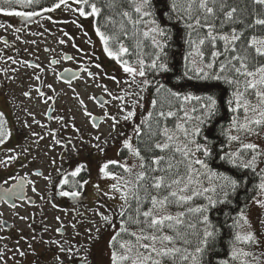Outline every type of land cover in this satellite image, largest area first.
<instances>
[{"label": "trees", "instance_id": "obj_1", "mask_svg": "<svg viewBox=\"0 0 264 264\" xmlns=\"http://www.w3.org/2000/svg\"><path fill=\"white\" fill-rule=\"evenodd\" d=\"M58 2L59 0H36L32 4L3 6L21 12H37ZM137 2L138 0H88V4L80 5L85 12L91 10L90 5L92 3H95L96 7L100 9L99 14L95 16L94 25L96 29L99 28L100 32L109 38L106 46L109 51L118 52L120 64L125 65L126 62L127 65L139 69V61L143 60L144 62L145 75L143 77L136 75L133 80V82L136 81L135 84H140L144 94V104L140 111L136 112L141 115L137 124L140 132L138 135L135 130L133 135L134 149L139 150L143 157V161L137 157L139 166L141 163L145 165L143 169L140 167V171H145L150 177L166 176L175 179L177 174L181 176L184 173L189 160L201 159L207 164L206 169L195 163L192 164V168L196 170L192 173L201 182L207 173L224 174L237 180L238 187L236 190L232 191L228 187L226 190L228 192L227 197L225 198L223 193L216 199H212L216 201L215 203H210L209 200L198 196L196 198L193 195L191 200L183 202H175L176 198H170L174 202L167 204L166 209L172 213L171 216L173 217H177L179 213H184L183 217H178L183 222L175 224V221H172L173 227H165L164 231L166 235L173 236L179 233L183 240L177 239L175 246L182 249L187 248L192 252L202 238L205 227L202 222L203 215H207L216 235L204 251L201 264H223L225 261L227 264H239L232 257L236 236L235 218L247 207L248 202L256 193V186L261 178L259 172L253 168H243L238 163L233 164L226 155L231 154L228 149L229 128L233 118L239 119L241 114V109L233 111L235 108L234 93L243 89L242 83L246 78L231 71L230 66L225 71H221L220 65L236 54L230 50L225 52L223 40L217 39L213 43L206 39L203 45H199V39L207 36L208 29L204 27L188 29L186 27L187 23L193 22L184 15L188 0H151L153 14L147 18H142L140 14L135 12ZM220 2L221 0H218L215 6V15L209 18V23L215 26L214 34L230 35L235 29L237 33L241 34V40L236 43L240 54H244V49L251 53L249 70L264 65V56H256L254 49L248 47V41L252 36L264 38V26L254 24L255 20L264 19V5L256 3L255 0H222L224 8L221 10ZM173 3L176 4V9H173ZM0 4H2V0H0ZM232 8H235L236 12L231 20H226L224 12ZM124 12H128L130 18L125 17ZM197 14L203 18L202 11ZM152 20L156 22L155 25L151 23ZM154 26L164 30L166 39L150 31ZM145 32H149V35H144ZM153 39L163 43L162 53L153 43ZM121 47L126 48L127 52H120ZM214 51L221 54L218 57H213ZM201 52L203 53L202 56L200 55ZM158 54L160 55V62L167 64L166 71L151 67L152 61L157 58ZM208 63L213 64L212 69H207ZM232 63L239 66L236 61ZM201 67L208 74L207 78L203 73L193 71L194 68ZM217 76L227 77L229 80H239L240 83H228L225 79H216ZM144 80L149 81V83L144 85ZM161 85L164 87L158 92L157 89ZM244 93L248 97H252L253 94L252 90H247ZM185 96H191L193 99L185 100ZM209 96L216 101L215 114L211 119L200 124L196 118L203 119L201 106L207 103L205 98ZM195 97L201 99L197 100ZM169 111L173 112L174 115L159 116L160 112L167 114ZM186 112L187 116H185ZM177 125L183 127L178 128ZM196 126L200 127V134L195 137L196 142L207 145L211 149V154L204 156L202 151H195L194 145H190L189 147L193 148L195 155L184 157L175 149L181 140L188 141L183 134V129L186 128L191 131ZM165 128L169 130L168 134L173 137V140L169 142L170 147L162 151L156 148L155 144L168 142L163 134ZM120 156H125L123 150H120ZM161 156L164 157V161L159 165L155 164L154 158ZM169 163L173 166L171 170L168 169ZM161 168L165 171H160ZM151 169H155V171H151ZM121 172L126 176V173L119 168V173ZM143 184L144 187L139 192L142 201L139 207L142 211L151 208V200L148 197L155 195L160 198L167 196L173 190L161 188L158 191L151 186V179L145 180ZM119 205L121 207L114 224L119 226L117 240L119 239L120 244L124 238L127 240L133 238L134 241V237L130 233L135 230L140 231L144 225L129 222L125 225L128 232H121L122 217L120 211L124 203L123 205L119 203ZM137 206L136 199L130 196L126 209L127 216L135 217ZM198 208L202 211H189V209ZM140 219L143 220V217ZM189 225H195V227H189ZM184 240H187L188 243L185 244ZM164 264H190V262L182 261L177 254L175 258H167Z\"/></svg>", "mask_w": 264, "mask_h": 264}, {"label": "flooded vegetation", "instance_id": "obj_2", "mask_svg": "<svg viewBox=\"0 0 264 264\" xmlns=\"http://www.w3.org/2000/svg\"><path fill=\"white\" fill-rule=\"evenodd\" d=\"M52 7L36 12L38 15L32 17L11 15L13 20L0 21V56L4 64V74L0 76V113H3L2 130L6 134L5 142L0 144V153L10 150L13 153V148L17 149V152L11 155L15 154L16 159L14 160L9 161L8 157L10 156H0V161L5 162L0 163V252L3 253L0 264H58L57 256L64 264H83L81 257H86L88 264H91L93 261L91 255L92 252H95L90 241L81 246L76 245V233L66 232L63 225H56L54 222L58 220L57 218L62 220L66 218L69 219L68 226H70V224L73 225L72 219L77 216L87 218L90 211L95 210L94 204H91V192L88 187L90 179L88 163L95 158H98V160L103 158L100 156L103 155L104 150H99L95 146L87 148L83 145L81 150L76 151L74 158L71 160H66L64 155L60 157L62 161L55 165V171H46L45 168L36 167L25 170L28 161L34 157L32 148L33 143L37 140H30L29 133L25 131L27 129L25 127L28 125L25 122H18L19 115L15 114L14 117L15 107L11 104V96H14L17 92L25 99L30 100L29 104L34 100L46 103L47 107L44 113L46 118L51 120V114L54 110L53 99L44 95V66L40 57L41 53L45 52L49 55L47 64L49 67L56 68L55 79L62 86L73 85L84 74L92 77L93 72L90 70V66L96 67L102 76L107 77L116 69H119V56L108 54V51L105 50L106 43L101 40L97 30H78L79 34L86 39L84 46L77 44L72 32L65 30V34L71 42L69 49L55 52L50 46L43 45L40 47L43 30H28V25L36 23L40 19H46L51 23L56 22L54 17L57 16L56 13L62 12V8L46 11V9ZM74 9L76 11V8ZM78 15H80L79 11ZM78 19L81 28L88 29L85 21L81 18ZM61 40L59 39V43H61ZM86 53L89 54V57L83 59L82 57ZM114 54H118V52ZM69 57L71 58L69 59ZM24 67L34 73L28 75L24 71ZM89 73L92 75H89ZM14 79H18L20 82L17 86L6 91V84ZM117 79V87L119 88V77ZM25 93H30V95H25ZM116 94H119V89ZM112 98V93L109 90L91 94L88 96V100L94 109H88L87 104H85L82 106L81 112L86 117L88 127L92 130H100L104 124L109 122V132L103 136L99 135L96 140L100 144L109 140L112 141L113 146H115L113 151L114 161L119 162L116 160L119 159V117L113 112H109L107 108ZM116 98H119V96H115L113 99ZM20 101L17 102L18 106ZM7 117H9L8 121ZM74 130L81 132L79 127H75ZM85 140L87 141V138ZM80 165L84 166L81 172L76 177H72L71 172ZM108 165H111V163H108ZM112 165L111 174L113 172L118 173L119 163ZM36 173L41 174L37 175ZM65 176L68 177V184L61 183ZM40 180L45 181V187H37ZM85 181L86 183H84ZM116 183H118L117 180ZM93 185L97 186L96 183L91 182V186ZM111 186L112 184H110V188L105 186V188L103 187L101 190L98 189L94 192V200L98 201V205H103L100 198L107 192H109L107 195H119V192L109 191ZM33 188H35V191ZM61 191H76L80 195L65 197L60 195ZM108 202L112 203L111 199H108ZM114 205H119V202H115L113 207ZM23 211L29 214L30 218L25 216L24 223L22 220L16 226V221ZM96 212L99 216L102 213L98 208H96ZM69 213L71 214L70 217ZM118 213L119 210L117 215L112 216L106 225L112 227L118 218ZM83 221L87 222L85 219ZM106 225L104 229H101V226L97 228V231H99L96 235L97 238L102 239L104 237L103 233L108 232L110 227ZM57 229H60V231L58 232ZM116 230L117 228L111 237L114 236ZM65 242L67 243L65 244ZM61 244H64L65 247H72L75 255L70 257L61 252ZM21 252L24 254L21 255ZM50 261L53 262L50 263Z\"/></svg>", "mask_w": 264, "mask_h": 264}, {"label": "rangeland", "instance_id": "obj_3", "mask_svg": "<svg viewBox=\"0 0 264 264\" xmlns=\"http://www.w3.org/2000/svg\"><path fill=\"white\" fill-rule=\"evenodd\" d=\"M79 6L81 5L75 3V0H68L67 5H61L59 7L62 8V12L56 13L57 16L54 17L56 22L51 23L46 19H40L36 21V23L28 25V30H43L41 43L39 45L40 47L47 45L53 48L55 52L69 49L71 42L68 36L65 34V30L72 32L77 44L80 46L85 45L86 39L81 34H79L78 30H96L94 25L96 15H78L77 9ZM74 8H76V11ZM78 18H81L83 21H85L88 29L81 28ZM1 20L8 22V20H13V18L11 15H5L2 13L0 14V21ZM59 39H62L64 42L59 43ZM48 56L49 55L43 52L41 53L40 57L43 60L44 66V95L53 99L52 105L54 110L51 114V120H48L44 113L47 107L46 103L40 102V100H34L31 102V104H29L30 100L25 99L17 92H15L14 96H11V104H13L15 107V110L13 111L14 117L15 114H17V116L19 115L18 122H25L28 125L25 127L27 128L25 131L29 133V139L33 141L37 140L33 143L32 148V155L34 157L28 161L24 169L29 170L33 167H36L40 169L45 168L46 171H55V165L57 163H61L62 161L60 160V157L64 155L66 160H71L74 158L76 151L81 150L83 145L87 146V148L89 146H95L99 150H104L103 155L100 156L103 158L100 160L95 158L88 163V167L90 168L88 187L91 192V204H94L95 210L90 211V214L87 218H81L80 216H77L76 218L72 219L71 222L73 225L70 224V226H68L69 219L66 218L63 220L59 218L54 222V224L63 225V227L66 229V232L76 233V245L81 246L82 244H87L90 241L91 246L95 251L92 252L91 255L93 259L91 264H112L113 251L122 252L123 250L120 248L121 243L131 242L132 244H136V239L134 237L133 241V238L131 240L124 238L120 244L119 239L113 241L112 238L114 236L117 237L119 226L117 227V224H113L112 227H110L111 225H106L108 222H105L103 219H101V215L99 216L96 212V208H98L102 211L103 215L105 214L110 218H112V216H116L117 211L120 210L121 206L114 205L113 207V204L115 202H119L123 205L124 203V200L121 199L120 193L117 196H102L100 198V202L103 203V205L100 206L97 204L98 201L94 200V192H96L98 189L101 190L103 187L105 188V186L110 188V184H115L116 179H113V176L122 178L120 183H123L124 181L131 182L136 179L137 174L140 172L139 161L133 151L135 150L133 144V135L141 118V115L136 112H139L140 108L144 104V94L142 93L140 84H135L136 81L133 82L132 75L126 73L124 71L125 65L120 63L119 69H116L107 77L102 76L96 67L90 66V70L93 72L92 77L84 74L82 78H80L73 85L62 86L56 82V68L49 67L47 64ZM85 57H89V54H84L82 58L84 59ZM3 65L2 57L0 56V76L4 74ZM24 71L28 75L34 73L30 72L26 67H24ZM118 77L119 88L117 87ZM19 82L20 81L18 79L9 81L6 84V91L13 88L14 86H17ZM49 85H51V87H49ZM242 85L243 89L241 92H243L245 89L244 82ZM16 89L18 90V87ZM118 89L119 94H116ZM104 90L111 91L113 98L115 96H119V98L110 99L107 108L109 109V112H113L117 117H119V159L116 160L119 161V168L126 173V176H124L123 172H121L122 174L119 172H113L111 174V168H113L112 164L108 165L107 168L104 169V172L101 171V168L105 164H108L106 162L114 161L113 151L115 146H113L112 141L109 140L108 142L100 144L98 143L99 141L96 140V138H99V135L103 136L109 132V122L104 124L100 130H92L88 127L86 117H84L81 112V108L85 104H87L88 109H94L93 105L88 100V96L103 92ZM248 90H252V97H248L244 93V98L247 99L252 105H256L258 103V98L255 95L256 90ZM18 100H21L19 102V106L17 105ZM81 101H83V103H81ZM143 108L145 109V107ZM129 111L134 112V116L131 119L125 120L124 117ZM244 115V111L241 108V114L239 119H237V126L233 127L231 125L229 128V136L236 135L239 137V139L235 141L230 140L228 143V149L231 153H237L238 156L244 161L250 160L253 155H256V162L253 169L259 172L261 178L257 183L256 193L248 202L247 207L235 218L236 234L239 232L241 235H244L248 232H251L255 237V242L244 243L235 241L233 249L235 248L237 250V255L234 257L232 254V257L237 260L239 264H264V207L256 203L257 200H264V191L259 188L262 178H264V125L255 126L254 130L251 132L240 129L239 124L244 122ZM60 117H63V119H60ZM8 120L9 117H7V121ZM2 121H4V119H2ZM75 127H79L81 132L74 130ZM85 138H87V141ZM126 140L130 142L132 146L131 149L125 146L124 142ZM186 143H188V141L183 139L178 145L179 147H183V145ZM248 143L256 144L258 146L256 152L243 147L244 144ZM13 149V153L17 152V149ZM120 150H123L125 153L124 157L120 156ZM13 153L10 151H2L0 156L5 155L8 157ZM79 155L81 154L79 153ZM123 165H127L130 171L126 172L124 167H122ZM215 174L216 175H213V173H207L201 182L200 179L198 180L197 176L192 173L193 183L189 185L187 191L182 193L179 192L178 195L192 196L193 192H197L202 194L193 195L196 198L198 196L199 198L207 200H209V197L211 199H216L228 189V182L225 180V177H231L224 174ZM187 175L188 168L186 166V170L181 175V177H187ZM91 182L96 183L97 186H91ZM184 182L186 183V180ZM45 186L46 184L44 180H40L39 183H37V187L43 188ZM94 187L96 188L94 189ZM179 187H183V183ZM205 188L210 189V191L203 192V189ZM213 188L215 191H211ZM109 191H112V189ZM108 199H111L112 203H109ZM104 206L106 208H103ZM88 208L90 209V207ZM241 213H243V218L241 217ZM161 214L172 215V213L166 208ZM68 215L70 217L71 214L69 213ZM25 216L30 218L29 214L24 211L21 212L20 218H18L16 221V226L21 223L22 220L24 223ZM84 219L87 222H84ZM245 219L247 223H245ZM105 225L110 227L108 232L105 231V233H103L104 237L102 239L97 238L96 235L99 233L97 228L101 226V229H104ZM116 228L117 230L114 236L111 237ZM133 232H137L139 234L138 230ZM148 232H151V230H148ZM141 243H149V241L145 240L141 241ZM139 251L143 252L144 250L139 249ZM242 252L251 253V255L244 256L241 254ZM51 262L53 261H50V263Z\"/></svg>", "mask_w": 264, "mask_h": 264}, {"label": "snow or ice", "instance_id": "obj_4", "mask_svg": "<svg viewBox=\"0 0 264 264\" xmlns=\"http://www.w3.org/2000/svg\"><path fill=\"white\" fill-rule=\"evenodd\" d=\"M36 2V0H2V4H0V13H3L5 15H16V16H26V17H32L35 15H38L36 12H21L16 11L14 8L10 7H4L3 5H11V4H32ZM68 0H59L58 3L54 4L52 8L46 9V11H54L56 8H59L61 5H67ZM218 0H188L187 7L184 9V15L187 16V19L189 22L186 24V27L188 29L193 28H199L204 27L208 29L207 36L205 38L199 39V45H203L205 43V40H210L211 42H215L217 39L223 40L225 42V52H228L229 50L233 53H236L235 55H232L229 60H227L225 63H222L220 65L221 71H225L227 67L230 66L231 71L238 74L239 76L245 77V89L244 92H247L248 89H255V95L258 98V103L256 105H252L247 99L244 98V92L237 91L234 93L235 97V108L233 111L243 109L244 111V122L239 124V128L243 130H247L248 132H251L254 130L255 126L264 125V65H260L258 67H255L253 70H249V63H250V56L251 53L247 51V49H244V54L241 55L240 51L236 47V43L241 40V34L237 33L235 29L232 30V33L229 34H214L215 26L212 23H209V18L211 16L215 15L216 12V5ZM256 3L260 5H264V0H255ZM75 3L77 4H88V0H75ZM212 6H209V5ZM195 6V8H194ZM173 9H176V4L173 3L172 5ZM91 11L85 12L83 7H80L77 9L79 11L80 15H96L99 14L100 9H98L95 5V3H92L90 5ZM152 4L151 0H138V2L135 5V12L137 14H140L142 18H147L152 16ZM220 8L221 10L224 8L223 2L221 0L220 2ZM203 12V18L198 12ZM236 12L235 8H232L226 12H224V16L226 20H231L234 13ZM123 15L125 17H129L128 12H124ZM130 18V17H129ZM151 23L155 25V21L152 20ZM255 25H262L264 26V19H257L254 21ZM151 32L157 33L160 37L166 39V33L163 29H160L158 26H154L150 29ZM97 34L100 36L102 41H105L107 45V40L109 39L104 35V33L100 32L99 28L97 29ZM144 35H149V32H145ZM61 43L64 41L61 40ZM153 43L157 46V48L160 49V52H163V43L161 41H158L156 39H153ZM248 47L254 49L256 56H264V38H258L256 36H252L248 41ZM106 51H108V54L110 56L117 55L113 52L109 51V49L105 48ZM120 52H127V49L124 47H121ZM221 53L218 51H214L212 53L213 57H218ZM200 55L202 56L203 53L201 52ZM71 57H69L70 59ZM233 61H236L237 64L232 63ZM139 69L136 67L128 66L125 62L124 71L126 73H129L132 75L133 80L135 79L136 75H139L140 77H143L145 75V69H144V62L143 60L139 61ZM99 67V65H97ZM151 67L160 71H166L167 70V64L160 62V55H157V58L154 59L151 63ZM207 69H212L213 64L208 63L206 65ZM193 71L203 73L204 76L207 78L208 74L205 72V69L203 67L201 68H194ZM89 75H92L89 73ZM39 78V77H37ZM216 79H225L228 83H235L239 84V80H229L227 77H221L217 76ZM149 81L144 80L143 84L147 85ZM51 87V85H49ZM164 86L161 85L157 91L159 92L161 88ZM170 91V90H168ZM25 95H30V93H25ZM43 95V93H41ZM179 95V94H174ZM94 99V98H93ZM185 100L193 99L191 96H185ZM195 99L200 100L201 98L195 97ZM207 100V103L203 104L202 107V113H203V119L200 117H197L196 119L199 120L200 124H203L206 120L211 119V117L215 114V105L216 101L211 96L205 98ZM83 103V101H81ZM155 103V102H154ZM231 103V102H230ZM195 111V109H193ZM172 116L174 115L173 112L169 111L167 114L164 112H160L159 116L164 117ZM187 112L185 113V116H187ZM134 116V112L129 111L127 115L124 117L125 120L131 119ZM2 118L3 113H0V144H3L6 140V134L2 130ZM60 119H63V117H60ZM115 119V118H113ZM237 119L236 117L233 118L232 126H237ZM178 128H182V125H177ZM168 129H163V134L167 138L168 142L165 143H157L155 144V147L158 149H161L162 151L165 149H168L170 147L169 142L173 140V137L168 134ZM137 134L139 135L140 129H136ZM183 134L185 138L188 140V143L184 144L183 147H176V151L180 152L184 157H192L195 155V152L193 151L192 147H189V145H194L195 151H202L204 156H209L211 154V149L207 145L199 144L196 142L195 137L200 134V127L196 126L189 131L188 129H183ZM229 139L232 141H235L239 139L236 135H230ZM125 146L128 148H132L129 141H125ZM243 147L245 149L253 150V152H256L258 149V146L256 144L248 143L244 144ZM11 151V150H10ZM134 154L143 161V157L140 155L139 150H133ZM259 154V153H257ZM229 161L233 164H237L240 167L243 168H253L255 166L256 162V155H253L250 160L244 161L242 158L238 156L237 153H231L226 154ZM16 159L15 156L8 157V160H14ZM164 161V157H155L154 163L159 165L161 162ZM0 163H5L4 161H0ZM108 163L111 164H118L117 161H110ZM195 163L197 165H200L203 168H207V164L201 160V159H195L194 161L189 160L187 164L188 168V175L187 177H181L179 174H177L175 179L168 178L166 176H159V177H150L145 171H140L135 181H124L123 183H120L122 178H118L113 176V179H116L118 183L113 184L111 186V189L113 192H119L121 195V199L124 200V205L121 208L120 215L122 217V227L121 232H128V228L125 226L129 222L135 223V224H143L144 227H142L139 231V234L137 232H131L130 235L132 237H135L136 244H132L131 242H125L120 244V248L123 250L122 252L113 251L112 253V264H164V261L169 258H175L177 254H179V258L184 262H190V264H201V257L206 250V248L209 246L210 241L214 239L216 233L215 230L212 229L209 218L207 215H203V224L205 225L202 238L199 240L198 246L195 247L194 251L190 252L187 248H179L176 247V241L177 239L183 240V237L177 233L176 236L173 235H166L164 234L163 229L165 227L172 228L173 224L172 221H175V224H180L183 221L179 219L178 217H183L184 213H179L177 217H173L171 215H164L161 214L163 210L166 208V205L169 203L174 202L170 198H176L175 202H183L187 200H191L192 196L188 195H179L178 192H185L188 190L189 185L193 183L192 180V172L196 171L192 168V164ZM108 164H105L101 171L104 172V169L107 168ZM84 166L80 165L77 166L74 171L71 172L72 177H76L82 170ZM126 172H129L130 169L127 165H123ZM141 169L145 167L143 163L140 164ZM172 164L169 163L168 169L171 170ZM151 171H155V169H151ZM160 171H165V169L161 168ZM37 175H40L41 173H36ZM213 175H216L213 173ZM147 179L152 180V187L156 190H160L161 188H168L173 189L168 193L167 196H163L158 198V196L152 195L148 197L151 200L152 207L149 208L146 211H142L139 207L141 201V197L139 195L140 190L144 187L143 182ZM186 180V183L184 182ZM225 180H227V187H230L232 191H235L238 187V181L235 179L227 178L225 177ZM62 184H68L69 180L68 177L65 176V178L61 181ZM86 183V181L84 182ZM183 183V187H179ZM259 188L264 191V178H262V181L259 185ZM35 191V188H33ZM11 191V190H8ZM210 189L205 188L203 189V192H208ZM211 191H215V189H211ZM202 194L193 192V195ZM61 196L65 197H76L79 196L80 193L76 191H61ZM107 195V193H105ZM228 192H224L225 198L227 197ZM133 197L137 201V208L135 212V217L127 216L126 209L128 208V199L129 197ZM210 203H215L216 201H213L209 197ZM256 203H258L260 206L264 207V200H257ZM189 211H202L201 209H189ZM206 211V209H204ZM102 219L105 222L110 221V217L103 216L101 213ZM127 216L126 219H124ZM140 217H143V220L140 219ZM241 217L243 218V213H241ZM59 219V218H57ZM166 222H169L166 224ZM245 223H247L245 219ZM189 227H195V225H189ZM148 230H151V232H148ZM59 232L60 229H57ZM113 241L117 240V237L114 236ZM149 241V243H141V241ZM236 242H255V237L251 232H248L244 235H241L239 232H237L235 236ZM59 243V242H54ZM67 242H65L66 244ZM184 243L187 244L188 241L184 240ZM139 249H143L144 251L141 252ZM61 252L66 253L70 257L75 255V251L72 247H65L64 244L60 245ZM24 253L21 252V255ZM244 256H250L251 253L242 252L241 253ZM237 255V250L233 249V256L235 257ZM3 259V253L0 252V260ZM58 264H64V262L60 259L59 256L56 257ZM81 260L83 264H88L86 257H81ZM223 264H227V261L223 262Z\"/></svg>", "mask_w": 264, "mask_h": 264}, {"label": "water", "instance_id": "obj_5", "mask_svg": "<svg viewBox=\"0 0 264 264\" xmlns=\"http://www.w3.org/2000/svg\"><path fill=\"white\" fill-rule=\"evenodd\" d=\"M75 76H76V74H75Z\"/></svg>", "mask_w": 264, "mask_h": 264}]
</instances>
